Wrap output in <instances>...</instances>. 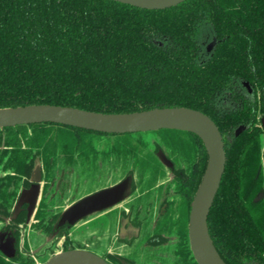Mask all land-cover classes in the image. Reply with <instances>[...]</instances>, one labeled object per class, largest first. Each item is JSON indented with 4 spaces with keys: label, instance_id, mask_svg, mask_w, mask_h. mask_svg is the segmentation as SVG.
Listing matches in <instances>:
<instances>
[{
    "label": "trees",
    "instance_id": "1",
    "mask_svg": "<svg viewBox=\"0 0 264 264\" xmlns=\"http://www.w3.org/2000/svg\"><path fill=\"white\" fill-rule=\"evenodd\" d=\"M32 104L103 113L187 107L209 115L227 155L208 217L211 238L227 264H264V0H186L165 9L0 0V108ZM208 158L198 135L178 129L0 127V229L14 238L13 255L0 249V264H44L58 251L88 249L73 234L78 222L58 226L61 204L124 179L128 213L98 219L101 233L114 227L123 251L88 250L110 264H198L188 226ZM37 163L44 186L31 229L52 238L43 256L32 253L27 209L17 207Z\"/></svg>",
    "mask_w": 264,
    "mask_h": 264
},
{
    "label": "water",
    "instance_id": "2",
    "mask_svg": "<svg viewBox=\"0 0 264 264\" xmlns=\"http://www.w3.org/2000/svg\"><path fill=\"white\" fill-rule=\"evenodd\" d=\"M144 9H165L186 0H114ZM214 39L207 47L211 51ZM51 122L66 126L84 128L103 133H133L159 129H178L198 135L208 151V164L202 181L195 194L189 216V244L198 264H227L216 249L211 238L208 217L220 188L226 168V150L223 134L217 123L206 113L187 107H163L124 113H103L70 106L52 104H32L18 107L0 108V127L29 125ZM264 125V119H263ZM244 129L239 127L236 135ZM33 179L35 183L23 192L20 203L29 201L31 216L40 192L41 170L37 167ZM127 181L105 188L69 206L60 216L58 226L76 224L89 214L119 201ZM30 193V198L25 199ZM0 249L7 256L13 255V243L4 241L0 235ZM45 264H110L102 255L91 250L73 248L61 250L52 255Z\"/></svg>",
    "mask_w": 264,
    "mask_h": 264
},
{
    "label": "rangeland",
    "instance_id": "3",
    "mask_svg": "<svg viewBox=\"0 0 264 264\" xmlns=\"http://www.w3.org/2000/svg\"><path fill=\"white\" fill-rule=\"evenodd\" d=\"M115 140L114 137H111L109 139L104 138L103 142L101 143V146L105 145V142H111L113 143ZM169 176H171V174L169 173ZM112 181V180H111ZM72 204V198L70 195H68L65 199L64 202L61 204L62 208H63V212ZM122 205V204H121ZM104 214H100V215H105ZM100 215H93L92 217H90L88 220H81L79 221L76 226L73 228V234L76 237V239L87 243L88 249L91 250H95L94 246H100V249H109V250H113V246H109V239H111L112 237V232L110 228V226L106 228V230L103 233H100V231L98 229L93 228V224L95 223V219L97 217H99ZM107 216V215H105ZM109 221L110 223H112V217H109ZM93 228V229H92ZM93 233L95 234L96 238H93ZM63 240V239H62ZM62 240L59 241V243L56 246V250H60L61 249V245H62ZM52 242V238L47 237L45 235H41L40 233H36L33 232L32 235H30V244H31V250L32 253L37 255H42L45 252L46 248L48 246H50ZM121 249V248H120ZM39 256H37L36 260H39L38 258Z\"/></svg>",
    "mask_w": 264,
    "mask_h": 264
},
{
    "label": "flooded vegetation",
    "instance_id": "4",
    "mask_svg": "<svg viewBox=\"0 0 264 264\" xmlns=\"http://www.w3.org/2000/svg\"><path fill=\"white\" fill-rule=\"evenodd\" d=\"M210 44V43H209ZM208 44V45H209ZM249 87V86H248ZM263 119H264V115H262V113H260V115H259V125L262 127V129L264 130V125H263ZM241 127V126H240ZM244 128H245V126H243ZM239 129V128H238ZM237 131V130H236ZM111 134H116V133H111ZM223 138H224V136H223ZM263 141H262V147H263V168H264V134H263V139H262ZM225 143V142H224ZM165 161H166V164L167 165H169V163L170 162H167V160L165 159ZM37 167H40V170H41V165H40V163H37V165H36V167H35V170H36V168ZM35 172V171H34ZM34 175V174H33ZM123 181H127L128 182V184H127V188H126V190H125V192H124V194H123V196H122V198L119 200V201H117L116 203H114V204H112V205H110V206H108V207H105V208H102V209H100V210H97V211H95V212H93L94 214L93 215H100V214H104V213H106L105 215H113L115 212H117L119 215H120V212H121V210L123 209V210H125V213H128V211H129V209H128V207L126 206V201H127V199H126V193H127V191H128V187H129V181H128V179H124V180H121L120 182H118V183H111L109 186H107V187H104V188H101V189H99V190H97V191H100V190H102V189H105V188H109V187H113V186H115V185H118V184H120L121 182H123ZM39 184H40V192H39V196H38V200H37V204H36V206H35V208H34V210H33V212H32V214H31V216L29 217V207H30V203H29V201H24V202H22V203H20V200H21V198H22V196H23V194H22V196H21V198H20V200H19V204H18V206L17 207H23V208H25V209H27V217H28V229H27V233H26V239H27V242H28V244H29V246H30V249H31V244H30V235H32L33 234V232H35V231H33L32 229H31V224L33 223V221H34V216H35V213H36V211H37V209H38V207H39V203H40V200H41V197H42V192H43V186H44V182L42 181V178H41V180H40V182H39ZM33 186V185H32ZM31 186V187H32ZM31 189V188H30ZM30 189H25V190H23V192H27V190H30ZM97 191H95V192H97ZM95 192H92V193H95ZM92 193H90V194H92ZM90 194H87V195H90ZM27 196L25 197V199H29L30 198V193H27L26 194ZM87 195H85V196H87ZM262 195H264V194H262ZM262 195H260L259 197H262ZM85 196H82L81 198H79V199H77L76 201H74V202H72V204L73 203H75V202H77V201H79L80 199H82L83 197H85ZM71 204V205H72ZM122 204V205H121ZM70 205V206H71ZM191 211V210H190ZM116 213V214H117ZM62 215V214H61ZM105 215H100L99 217H97L96 219H95V221H96V223H95V229H98L99 231H100V233H101V225H100V223H99V221H98V219L100 218V217H102V216H105ZM189 227V226H188ZM109 229H111V231H113L112 232V237H111V239H109L108 241H109V243H110V245L109 246H113V250H109L110 252H115L116 251V249H118L119 248V250L122 252L123 251V245L122 244H118V241H117V235H116V232H115V230H114V227L113 226H110V228ZM36 233H39V232H36ZM1 234H4V241H7V239H9V238H11L12 239V243H13V253H14V238L12 237V235H11V233L8 231V230H1L0 229V235ZM41 234V233H40ZM42 235V234H41ZM49 247V246H48ZM121 248V249H120ZM88 250V249H87ZM32 251V250H31ZM3 252V251H2ZM5 255V254H4ZM7 256V255H6ZM9 257V256H8ZM51 257V256H50ZM49 257V258H50ZM48 258V259H49ZM46 263V262H45ZM44 263V264H45ZM38 264H42V263H40V262H38Z\"/></svg>",
    "mask_w": 264,
    "mask_h": 264
}]
</instances>
